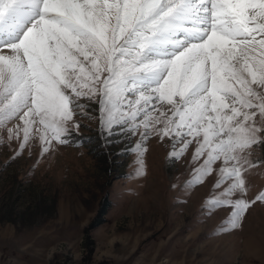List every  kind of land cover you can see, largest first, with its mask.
Wrapping results in <instances>:
<instances>
[{
  "label": "snow or ice",
  "instance_id": "obj_1",
  "mask_svg": "<svg viewBox=\"0 0 264 264\" xmlns=\"http://www.w3.org/2000/svg\"><path fill=\"white\" fill-rule=\"evenodd\" d=\"M81 99L109 135L139 134L141 157L153 133L177 158L195 144L187 185L214 171L227 185L202 209H231L220 230L264 202L244 177L264 145V0H0V126L21 122L17 155L36 136L43 152L67 143Z\"/></svg>",
  "mask_w": 264,
  "mask_h": 264
},
{
  "label": "rangeland",
  "instance_id": "obj_2",
  "mask_svg": "<svg viewBox=\"0 0 264 264\" xmlns=\"http://www.w3.org/2000/svg\"><path fill=\"white\" fill-rule=\"evenodd\" d=\"M80 103L79 129L47 152L36 136L17 155L8 129L21 122L0 126V264H264V202L220 230L231 209H202L227 185L213 188L216 171L187 185L195 144L177 158L173 141L153 133L141 157L139 134L109 135L99 104ZM249 151L251 200L264 191V145Z\"/></svg>",
  "mask_w": 264,
  "mask_h": 264
}]
</instances>
